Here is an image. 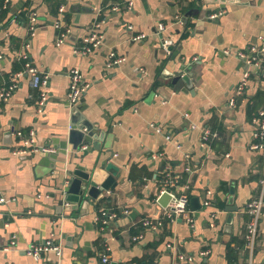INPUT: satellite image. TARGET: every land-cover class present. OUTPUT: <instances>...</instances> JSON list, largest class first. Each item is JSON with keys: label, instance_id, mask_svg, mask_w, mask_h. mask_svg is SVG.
<instances>
[{"label": "crops", "instance_id": "obj_1", "mask_svg": "<svg viewBox=\"0 0 264 264\" xmlns=\"http://www.w3.org/2000/svg\"><path fill=\"white\" fill-rule=\"evenodd\" d=\"M4 9L0 92L14 81L17 88L0 97V264L264 263V207L252 257L246 240L247 207L261 198L264 179V152L250 148L253 119L264 107V71L248 69L249 84L236 95L247 68L235 53L225 54L264 44V0H9ZM222 9L225 15L209 20ZM98 23L103 43L79 52ZM161 24L172 51L161 46ZM139 35L145 38L134 40ZM111 53L124 62L109 66ZM28 64L49 76L43 106L41 91L26 75ZM182 65L190 69L191 88L174 83ZM74 69L89 85L79 127L105 133L98 150L88 144L76 151L69 143L67 93ZM206 128L213 136L204 143ZM32 132L39 151L25 145ZM67 163L87 172L111 167L116 186L90 209L75 203L60 208ZM165 172L179 180L173 190L189 196L195 229L160 208ZM76 199L67 196L71 203ZM103 210L116 211L118 219L97 222ZM158 218L162 226L143 225ZM49 241L61 255L28 254L29 246Z\"/></svg>", "mask_w": 264, "mask_h": 264}, {"label": "built area", "instance_id": "obj_2", "mask_svg": "<svg viewBox=\"0 0 264 264\" xmlns=\"http://www.w3.org/2000/svg\"><path fill=\"white\" fill-rule=\"evenodd\" d=\"M9 0H6L4 3V8L7 7ZM131 5V3H130ZM116 10V9H113ZM227 11L225 9L219 10L218 12H214L210 15H208L209 20H217L218 18L225 15ZM29 29L31 32H34L37 25V15L31 14L29 19ZM57 27H59V23L56 24ZM101 29V23L96 24L95 29L89 34L87 38L84 40V46H82L81 49H79V52H82L83 54L91 53L93 49H97L100 47V45L103 43V35L100 31ZM165 32V26L160 25L158 35L161 40L162 46L165 48H169L170 45H172L171 41L165 40L163 33ZM65 36L63 35V38ZM63 38L59 40V42L63 41ZM145 37L143 35H139L134 38V40H143ZM163 41V42H162ZM236 54L238 58L243 62V64L246 66L247 70L242 74V77L239 81V84L236 87L235 94L241 95L245 92L249 81H250V68L257 69L259 71H264V44L255 45L254 47H250L249 49L245 51H233V50H226L225 54L227 55H233ZM27 59V56L24 55L23 58ZM110 61L108 63L109 66L114 65H120L124 62L123 57H116L114 53H111L109 57ZM21 74H17V77H20ZM26 75H28L31 79L30 84L33 85L35 89H39L41 91V105L43 106L48 98V85H49V76L44 75L39 72V70L31 65H27ZM22 77V76H21ZM17 88V82L14 81L13 84H11L7 89L0 92V97L2 98H8L12 95V93ZM89 88V85L85 83L83 79V75L81 72L77 69H74L70 72V86L67 93V106L70 109L76 108L78 105L81 104L82 97L84 93ZM230 105L235 106V97L233 96L230 100ZM41 111V108H40ZM253 124L255 127L254 131V138L256 139L255 143L251 145V149L254 151H262L264 152V107L258 112L257 116L253 119ZM17 134V133H16ZM17 135H21V133H18ZM34 133H31V137L29 141H25V145L27 147L33 148L36 151H39L37 148L35 141L33 139ZM213 136L212 131L209 128L204 129L203 135H202V141L204 143L208 142L210 138ZM33 150V151H34ZM42 152H49L52 153L51 149L47 147H43L40 149ZM21 153L20 150H17L15 154ZM165 180H164V189L167 191L168 189L171 190V201L169 203V206L164 209L165 210V217L170 218L171 220H175L177 218L183 219L191 229H195V220L192 215V212L189 207V196L186 193H176L173 189L179 184V180L176 179L175 176L172 175L170 172H165ZM261 188H262V196L258 200H254L251 203H249L247 207V212L250 215V221L247 229V247L251 252V257L254 255L253 251L255 249L257 235H258V227L259 222L262 219V210L264 207V179L260 182ZM204 205L206 207L210 206V202H205ZM124 213H128L125 211ZM118 219V213L113 210H103L100 212V214L97 216L96 221L101 222L103 225H108L111 221H116ZM163 222L162 219H145L143 221V225L148 228H157L158 226H162ZM16 242L13 241L12 245L15 246ZM53 250L58 255H61V248L59 245H56L52 241H49L46 243L45 246H37V245H31L28 248V254L33 256L34 258L38 259L41 253ZM181 260L184 262L192 261L191 258H184L183 256L180 257ZM108 257H103V262H107ZM156 264V263H154ZM252 264V260H250V263Z\"/></svg>", "mask_w": 264, "mask_h": 264}, {"label": "water", "instance_id": "obj_3", "mask_svg": "<svg viewBox=\"0 0 264 264\" xmlns=\"http://www.w3.org/2000/svg\"><path fill=\"white\" fill-rule=\"evenodd\" d=\"M221 4L232 2L233 0H217ZM2 26H0L1 28ZM161 41V40H160ZM162 46V43H161ZM173 47L169 48V51H172ZM173 57V56H172ZM173 61H178L177 57L172 59ZM187 67L182 65L179 73L174 74V83L179 81H183L187 87L191 88L192 86V75L187 72ZM184 72L187 73L184 75ZM82 107L78 105L74 109H70V127L69 130V143L73 146V148L78 151L82 145L87 146L93 145L95 149H99L101 147V143L105 139V133H99L96 135V132L91 125H86L85 123L79 127L80 120L78 117H82ZM100 142V143H99ZM68 164V163H67ZM93 169L87 172L83 168H74L68 164L67 167L63 168L64 181L61 184L60 188V199L59 206L62 208L65 204L70 203V207H72L73 203L80 205L83 209H90L91 202L97 204V201L102 198L104 192H107L113 189L115 185V178L113 175L117 172L114 171L111 167L101 166L100 171H96ZM171 190L168 189L165 191L158 199V204L161 209H166L169 206L171 201ZM230 199L228 203L231 205L233 203V195L234 191L231 192ZM68 195H74L77 199L74 202H70L67 200ZM197 203L195 210L200 208V202L198 200L195 201ZM230 211H238V207H233L235 209H231ZM73 209V208H70ZM97 209L93 208V212ZM264 264V263H262Z\"/></svg>", "mask_w": 264, "mask_h": 264}, {"label": "trees", "instance_id": "obj_4", "mask_svg": "<svg viewBox=\"0 0 264 264\" xmlns=\"http://www.w3.org/2000/svg\"><path fill=\"white\" fill-rule=\"evenodd\" d=\"M0 9H1V12H0V21L2 22L7 17V13H6L7 12V9H4L1 6H0Z\"/></svg>", "mask_w": 264, "mask_h": 264}]
</instances>
